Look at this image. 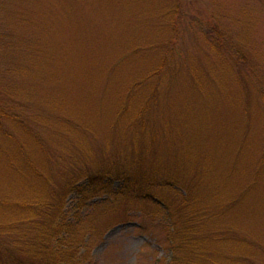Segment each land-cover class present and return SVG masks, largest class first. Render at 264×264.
Wrapping results in <instances>:
<instances>
[{"label": "rangeland", "instance_id": "374dc122", "mask_svg": "<svg viewBox=\"0 0 264 264\" xmlns=\"http://www.w3.org/2000/svg\"><path fill=\"white\" fill-rule=\"evenodd\" d=\"M0 32V200L154 156L174 187L109 208L85 264H264V0H0ZM186 193L201 259L143 214Z\"/></svg>", "mask_w": 264, "mask_h": 264}, {"label": "trees", "instance_id": "16d2710c", "mask_svg": "<svg viewBox=\"0 0 264 264\" xmlns=\"http://www.w3.org/2000/svg\"><path fill=\"white\" fill-rule=\"evenodd\" d=\"M215 26L201 25L200 28H205L203 34L211 39L215 34ZM236 48L234 56L241 62L247 61V57ZM146 158L142 160L133 155L130 161L126 160L127 163L117 162L110 166L107 162L103 167L95 164V168L90 170H86L87 167L77 170L70 164L72 175L66 178L60 190H56L52 180L37 179L22 186L20 198H2L0 207L3 209L0 210L4 213L0 218V264H85L87 251L101 234L98 219L104 218L109 208L151 205L157 191L168 186L174 187L173 183L169 185L171 174L166 173L169 160H165L162 166H156L157 159L154 156ZM158 179H161L160 183H157ZM110 180L118 181L119 189L112 194L109 192L100 202L93 201L98 198L100 190L107 188L106 184ZM186 194L187 199L180 201L178 215L177 211L169 208L168 200L166 206L158 203V207L154 205L153 209L145 208L143 214L158 221L170 218L172 228H168L167 238L173 251L181 252L185 248L195 250L194 254L191 253L195 255L191 260L201 259L203 250L200 245L203 242L198 237L201 230L195 229V219L192 221L188 215L184 216L187 209L192 214L199 213V210L190 194ZM163 201L164 197H160L156 203ZM68 202H71L70 209ZM123 216L116 217L117 223L122 222ZM168 224L164 221V225ZM174 257L167 264H211L187 262L179 255Z\"/></svg>", "mask_w": 264, "mask_h": 264}]
</instances>
